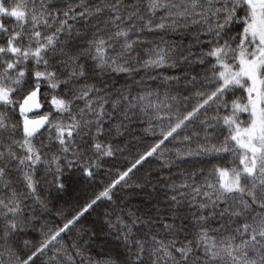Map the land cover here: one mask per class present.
<instances>
[{"label":"snow or ice","instance_id":"obj_1","mask_svg":"<svg viewBox=\"0 0 264 264\" xmlns=\"http://www.w3.org/2000/svg\"><path fill=\"white\" fill-rule=\"evenodd\" d=\"M136 123L154 142L62 225L22 239L35 228L33 204L48 209L41 181L63 190L74 168L94 178ZM223 154L230 161L184 167ZM150 157L169 175L132 182ZM136 190L151 207L132 204ZM102 199L123 251L95 258L94 232L71 244L61 234ZM38 255L264 264V0H0V264Z\"/></svg>","mask_w":264,"mask_h":264},{"label":"trees","instance_id":"obj_2","mask_svg":"<svg viewBox=\"0 0 264 264\" xmlns=\"http://www.w3.org/2000/svg\"><path fill=\"white\" fill-rule=\"evenodd\" d=\"M199 71V69H197ZM191 87V86H189ZM188 95L187 92L183 93ZM191 103V101H190ZM47 110V105L45 109ZM43 111V110H42ZM145 125L136 123L133 125V134L125 137L122 146L123 152H116L113 157L105 158L103 167L94 172V178H88L81 174L78 169H65L64 172V184L63 190L57 191L55 187H49L46 182L41 181L38 185V194L48 201V209L43 210L39 204H33L36 209L37 219L34 222L35 228L28 231L27 235L22 239H28L32 242H38L42 239L40 232L41 225H47V227H53L55 225H62L64 218H71L75 215L87 202L95 198V195L99 194L104 187L111 182L116 173L124 170L129 166V162L137 154L142 152L148 146H150L155 137L152 133H144L143 128ZM159 129H157L158 134ZM47 144V140H45ZM169 149L180 147L177 142H166ZM195 145H193L194 147ZM55 151V149H52ZM225 159L221 160L217 157H200L192 161V163L184 165V167H204L210 168L214 163H224L230 161L231 157L228 154H223ZM163 160L155 157L148 158V161L142 166H138V170H134L132 175V182H142L143 178L151 174L152 180L155 183L157 177H167L169 175V169L162 168ZM172 173L176 172V169H171ZM44 176V170L41 168L38 179ZM48 180L51 176L47 177ZM119 187V186H118ZM115 191V190H114ZM147 191V189H146ZM133 189H123L122 191H116L115 194L120 199L125 198L126 193H132ZM163 193H157L156 198L161 199ZM154 202V201H153ZM133 205L147 209L151 207L148 202V198L136 190V199L132 201ZM114 205L112 202L102 199L97 201V204L89 209L88 212L80 218L79 222L66 233H62L63 242L71 244L72 241L82 242L87 240L88 237L94 232L95 238L89 244L90 253L95 258L116 256L123 251L121 242L117 239L115 232H110L105 224V212L112 211ZM58 212H62L64 217L58 215ZM47 228H45V231ZM36 264H45L46 256L38 255Z\"/></svg>","mask_w":264,"mask_h":264}]
</instances>
